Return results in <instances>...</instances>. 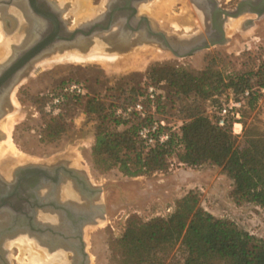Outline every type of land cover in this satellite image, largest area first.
I'll list each match as a JSON object with an SVG mask.
<instances>
[{
  "label": "rangeland",
  "instance_id": "obj_1",
  "mask_svg": "<svg viewBox=\"0 0 264 264\" xmlns=\"http://www.w3.org/2000/svg\"><path fill=\"white\" fill-rule=\"evenodd\" d=\"M55 1L60 4L62 1V16L66 26L71 29L98 16L105 10L107 2L91 0L93 10L84 11L80 9L79 0ZM238 1L218 0V3L230 9ZM144 4L151 5L152 10L142 12L140 8ZM144 4L139 6V13L147 15L155 28L168 35L183 34L185 38H189L205 32L206 18L191 0H147ZM162 20L167 24L166 27L162 26ZM235 20H238L237 26L231 27L229 21L224 28L227 37L224 44H216L185 57L174 56L170 50L155 42H143L120 49L104 41L100 57L95 55L79 60L64 58L35 68L37 61L44 56L61 53L59 50L47 52L29 64L10 92L11 103L0 117V143L4 145L10 138L17 154H6L4 158H0V174L10 178L11 175L5 173L10 168L12 174L21 165H49L64 160L80 166L93 182L99 183L105 201V217L86 229L85 239L91 264H118L120 254L116 240L123 233L128 216L135 214L142 220L167 216L173 211L176 200L189 190L198 193L200 205L206 211L229 219L250 234L264 239V208L248 202L235 203L230 196L232 180L216 165L203 163L188 166L172 156L166 171H156L149 175L126 176L116 166L107 170L96 169L91 153L96 121L92 114L84 111L81 103L69 102L62 107L63 115H60L59 121L64 122L65 129L59 136L49 138L43 132L44 121L53 115L44 112L41 96L67 80L82 82L89 96L99 97L106 103H120L123 98L121 89L127 87V84L143 81L145 70L153 64L168 63L192 71L211 65L224 75L256 70L264 60V14L257 17L255 14L245 13ZM2 31L6 36L3 28ZM73 49L76 48L68 50ZM108 61V66L103 63ZM165 93L171 95L167 90ZM261 94L253 108L245 105L240 98L239 120L243 123V128L239 135H235L238 143L242 142L245 129L258 128L264 132V92ZM231 97L235 98L229 90L219 96V101L222 104ZM189 101H177L174 105L165 107L162 112H156L153 108L149 111L154 118H162L169 125L178 124L183 117L180 108L184 102ZM203 109L210 116L217 112L209 101L203 105ZM9 115L15 118L12 127L6 121ZM13 117L11 118L14 119ZM236 129H239V125ZM9 230V225L0 221V237L5 236ZM23 237L30 238L27 235ZM18 238L5 242L4 256L9 264L32 260L30 252L15 241ZM9 242L12 244L7 245ZM35 248L41 253L45 251L38 246ZM169 261L171 264H181L180 253L174 249L164 264Z\"/></svg>",
  "mask_w": 264,
  "mask_h": 264
},
{
  "label": "trees",
  "instance_id": "obj_2",
  "mask_svg": "<svg viewBox=\"0 0 264 264\" xmlns=\"http://www.w3.org/2000/svg\"><path fill=\"white\" fill-rule=\"evenodd\" d=\"M143 75V81L121 89L120 103L89 96L86 87L85 94H71L65 99L63 106L81 103L84 111L95 118L91 153L96 169L116 166L123 175L139 176L166 171L172 156L188 166L211 163L232 180L230 196L235 203L248 202L264 208V132L245 129L242 142L238 143L231 121L220 126L216 114L210 116L203 109L209 101L218 110L219 96L229 90L235 99L248 90L242 100L253 108L264 87V60L254 71L227 75L211 65L192 71L168 63L153 64ZM74 81L67 80L49 91ZM150 86L155 89L154 99L147 93ZM166 90L171 95H166ZM46 98L42 94L43 103ZM187 99L190 101L180 108V123L166 127L169 138L145 146L137 132L141 125L155 119L149 110L162 112L168 105ZM137 101L143 104L146 116L136 112L115 114L117 108ZM61 111L44 121L43 132L49 138L59 136L65 129L64 122L59 121ZM116 247L120 254L118 264H164L174 249L181 255V264H264V239L206 211L194 190L177 199L167 216L148 220L135 214L128 216Z\"/></svg>",
  "mask_w": 264,
  "mask_h": 264
},
{
  "label": "flooded vegetation",
  "instance_id": "obj_3",
  "mask_svg": "<svg viewBox=\"0 0 264 264\" xmlns=\"http://www.w3.org/2000/svg\"><path fill=\"white\" fill-rule=\"evenodd\" d=\"M32 2L0 0V21L6 37L11 40V53L12 47L26 43L28 39L36 37L38 32L53 27V24L62 28L61 21L64 18L62 10H59L62 9V1L61 4L55 0ZM36 10L43 12L48 18H39ZM118 30V26L114 27L110 33L116 37L111 36L113 40H107L115 48L143 43L139 41L142 35L134 33L118 36ZM10 103V93H0V114H4ZM40 165L46 173L41 182L32 187L28 197L15 199L18 209L23 210V213L13 212L11 207L4 208L5 215L8 214L6 210L12 213L13 221L9 223V229H13L15 234L7 238L0 237V245L19 237L15 241L21 247L23 239L27 238L23 235H27L39 248L50 254H45V262L40 264H91L85 235L88 227L105 217L102 187L93 182L85 170L75 163L60 160ZM2 178L12 181L14 176L11 174L10 178ZM11 244L12 242L7 243Z\"/></svg>",
  "mask_w": 264,
  "mask_h": 264
},
{
  "label": "water",
  "instance_id": "obj_4",
  "mask_svg": "<svg viewBox=\"0 0 264 264\" xmlns=\"http://www.w3.org/2000/svg\"><path fill=\"white\" fill-rule=\"evenodd\" d=\"M32 2V0H29ZM147 0H107L105 10L92 20H88L71 29L63 22L62 28L53 24L44 32L22 45L12 47V53L4 62L0 63V93L9 95L10 91L20 80L29 64L47 52H63L71 48L88 50L96 35L112 32L119 27L118 36L126 34H140V42H155L170 50L177 57H185L197 51L216 44H224L227 40L225 24L229 18H237L245 13L260 17L264 14V0H239L233 8L227 9L219 5L218 0H191L201 10L206 22L204 34H197L185 38L183 34L172 36L165 31L155 28L150 18L138 12L140 4ZM33 4V2H32ZM34 6V4H33ZM61 11L62 9L59 8ZM39 18L47 19V15L36 10ZM252 20H249L251 23ZM153 27V30H152ZM110 37V36H109ZM105 41H112V38ZM2 116V113L0 114ZM44 167L40 164H25L15 168L12 181L0 175V221L4 224L12 222V213L4 214V208L11 207L13 212L23 213L19 210L15 199H23L30 195L35 184L41 182L45 176ZM21 207V204H18ZM12 231V232H10ZM10 232V233H8ZM6 238L15 234L13 229L6 232ZM5 244L0 245V260L2 264H9L4 256Z\"/></svg>",
  "mask_w": 264,
  "mask_h": 264
},
{
  "label": "built area",
  "instance_id": "obj_5",
  "mask_svg": "<svg viewBox=\"0 0 264 264\" xmlns=\"http://www.w3.org/2000/svg\"><path fill=\"white\" fill-rule=\"evenodd\" d=\"M261 92H264V88H261ZM86 93V88L82 82H69L63 86L55 89L54 91H48L45 93L46 100L43 103L44 112L48 115H57L63 107L64 101L67 96L71 94L83 95ZM148 96L150 99H154L155 89L150 86L148 88ZM248 95V90H245L241 95ZM241 99H233L232 97L225 103H222L220 108L216 112V122L218 125L223 126L231 121V129L235 135H239L242 131V123L240 122V106ZM132 112H136L139 116H146V110L140 101L135 103L126 104L123 108H117L116 115H129ZM236 124L239 125V129L236 130ZM169 126L164 119H153L148 124H143L138 129V137L145 146H152L157 143L165 142L170 132L166 129Z\"/></svg>",
  "mask_w": 264,
  "mask_h": 264
},
{
  "label": "bare ground",
  "instance_id": "obj_6",
  "mask_svg": "<svg viewBox=\"0 0 264 264\" xmlns=\"http://www.w3.org/2000/svg\"><path fill=\"white\" fill-rule=\"evenodd\" d=\"M65 1V0H64ZM106 1V0H105ZM74 2H76V1H74ZM147 2V1H146ZM172 2H174V1H172ZM79 3H80V9L82 10H84V11H89V10H93V8H91V0H79ZM142 4H144V3H142ZM142 4H140L139 6H141ZM76 5H77V3H76ZM74 6H75V4H74ZM151 5H142L141 6V8H140V10L143 12H145V11H148V10H152V8L150 7ZM90 11V12H91ZM138 12H139V7H138ZM80 17V16H79ZM78 17V18H79ZM240 17V16H239ZM239 17H237V18H239ZM237 18H229L228 19V21L227 22H229L230 21V26L231 27H233V26H237V23H238V20H240V19H238V20H235V19H237ZM230 19H232V20H230ZM234 19V20H233ZM227 22H226V24H227ZM1 23V22H0ZM161 23H162V26H164V27H166L167 26V24H165V22L162 20L161 21ZM226 24H225V28H226ZM2 26H0V61H2L3 59H5L6 60V58H8L9 56H10V54H11V40L8 38V37H6L5 36V34L3 33V31H2V28H1ZM113 30V29H112ZM20 36V35H19ZM110 36V37H109ZM111 36H113V37H116V35H112V33H107L106 35L105 34H103V35H96L95 37H94V40H92V42H91V45L89 46V48H88V50H86L85 52H82V51H78V49L76 48V49H73V50H64L63 52H61V53H55V54H53V55H50L49 57L47 56V57H45L44 56V58L43 59H40V60H38L37 61V66H35V68L36 67H42V66H44V65H46V64H52L51 62H53V61H55V60H59V59H64V58H76V59H86V58H88V57H92V56H95V55H97V56H99V54L101 55V54H103L102 53V50H101V48L102 47H104V45H103V42L109 37V38H111ZM16 39H17V37H16ZM19 39V38H18ZM15 40V39H14ZM15 43V42H14ZM94 45V46H93ZM80 49V48H79ZM115 52V51H114ZM109 54H110V52H109ZM116 55V53H114V55L113 56H115ZM103 56V55H102ZM101 56V57H102ZM105 56V55H104ZM100 57V56H99ZM97 58V57H96ZM90 59V58H89ZM65 60H68V59H65ZM101 60V59H100ZM86 61V60H85ZM84 61V62H85ZM98 62V61H97ZM35 63V62H34ZM33 63V64H34ZM103 63H105V65H109V61L108 62H103ZM113 64H115V63H113ZM112 64V65H113ZM111 65V64H110ZM32 71V70H31ZM33 72V71H32ZM11 117H13V115H9L8 116V119L6 120V121H8V124L10 125V127H12V125H13V123H14V120H15V118L14 119H12ZM4 125V124H3ZM238 124H236V126H237ZM236 126H235V129H236ZM7 128H9V127H7ZM11 130V129H10ZM236 130H238V129H236ZM10 135V134H9ZM9 137V136H8ZM16 148H15V146H14V144H13V142H12V140L9 138L7 141H6V143L3 145V144H1L0 143V158L1 157H3L4 158V156L6 155V154H17L16 152V150H15ZM19 152V151H18ZM8 165V164H7ZM10 170H11V168L10 169H8V172H5V173H8V174H10L11 175V172H10ZM3 172V171H2ZM6 175V174H5ZM9 177V176H8ZM22 246H21V248H23V249H25V250H27V252H30V256H31V259L32 260H30L28 263L29 264H40V263H42L43 261H44V259H43V257H45L44 255L45 254H47L46 253V250L44 251V253H41V252H39L38 250L39 249H36L35 247H37V244L35 243V242H33V240L32 239H30V238H24L23 239V242H22V244H21ZM45 262V261H44ZM21 264H27V262H25L24 260H22L21 261Z\"/></svg>",
  "mask_w": 264,
  "mask_h": 264
}]
</instances>
